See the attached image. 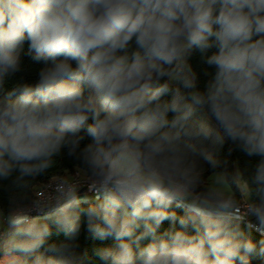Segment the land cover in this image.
Segmentation results:
<instances>
[{
    "label": "clouds",
    "instance_id": "clouds-1",
    "mask_svg": "<svg viewBox=\"0 0 264 264\" xmlns=\"http://www.w3.org/2000/svg\"><path fill=\"white\" fill-rule=\"evenodd\" d=\"M26 41L45 66L35 84L0 96V181L11 179L0 264H82L81 214L91 237L116 242L96 250L103 264L264 257V239L240 228L254 217L247 227L264 236V0H0V89L20 71ZM213 47L201 91L188 57ZM226 139L261 157L250 177L215 170ZM64 149L83 167L36 196ZM84 184L91 195L79 194ZM166 220L181 228L159 233ZM49 222L64 241L48 242Z\"/></svg>",
    "mask_w": 264,
    "mask_h": 264
},
{
    "label": "trees",
    "instance_id": "trees-1",
    "mask_svg": "<svg viewBox=\"0 0 264 264\" xmlns=\"http://www.w3.org/2000/svg\"><path fill=\"white\" fill-rule=\"evenodd\" d=\"M257 38L259 37H254V39ZM135 47L136 46L133 43L130 50H134ZM215 51H217L215 47L210 48L203 53L199 49L194 48L192 49L188 57V62L197 76L198 90H206L208 81L212 79L215 73V68L206 63V57L211 55ZM44 66L45 65L43 61H34L32 59V56L28 54V42L26 41L23 45V51L21 52V69L6 82L3 89H0V96L6 95L7 92L11 90L13 84L18 81L23 83L35 84L38 81V73ZM171 87L173 90H175V88L177 87L182 88V85L179 82H174ZM172 95L173 92H169L168 94L162 96L161 100H171ZM172 115V113H169V118H171ZM194 119L206 120L209 124L214 123L209 119L205 112H197V114L194 116ZM91 122L92 121L89 120V123ZM80 135L84 136V139L81 141V148H83L91 142V138L87 136L84 130L81 131ZM215 155L219 161V166L215 170L234 172L239 169L247 177H250L254 173L256 165L261 160L260 156H248L237 145L233 144L230 140L227 139L215 150ZM198 164L201 168L204 169V178H206V176L210 172L214 171L212 167L202 158L198 160ZM78 166L83 167L81 161L76 159V157L74 156H69L67 153V149H64L62 151V154L56 158V165L51 170V172L49 174L37 177L36 182L40 184L53 176L73 172L77 169ZM10 183L11 179L8 181H0V207L6 208L8 205L9 192L7 190V186ZM237 196H239V194H237ZM170 210L176 211L178 216L184 215V210L176 208L175 205H173L172 209ZM49 223L52 234L50 237H48V242L52 243L64 241L66 239L65 234L63 232H58L55 224H52L51 222ZM247 224L248 222L245 219L241 220L240 228L242 229L246 237L251 238L259 246V241L261 239H264V236H262L255 229H249L247 227ZM173 228L179 230L181 226L178 222L173 225L170 221L166 220L162 223V225L158 229V232L163 233L165 231L172 230ZM185 230L188 231L189 234H194V229L191 226H189ZM148 242H150V240L145 239L141 243L147 244ZM115 243L116 242L111 238L98 240L91 237L86 230V217L81 214V231L78 236L79 247L77 251L82 258V264H103V262L96 255V250L104 247H113ZM41 251H43V249H41ZM262 259H264V257H261L259 255H253L251 257L252 264H260V261Z\"/></svg>",
    "mask_w": 264,
    "mask_h": 264
},
{
    "label": "built area",
    "instance_id": "built-area-1",
    "mask_svg": "<svg viewBox=\"0 0 264 264\" xmlns=\"http://www.w3.org/2000/svg\"><path fill=\"white\" fill-rule=\"evenodd\" d=\"M69 174H71L72 176H75L76 175V170H74L73 172H70ZM65 176H67V174H63ZM60 176L62 175H58V176H53L51 178H49L48 180L40 183L38 186H37V191L35 193L36 196H44L45 195V191H43L42 189H48L49 191L53 188V184L54 182L60 178ZM88 193V194H91L89 193L88 191V185L87 184H84L81 189H80V193ZM37 213H32V215H36ZM248 223L251 222V223H255V219L254 217H248L245 219Z\"/></svg>",
    "mask_w": 264,
    "mask_h": 264
},
{
    "label": "rangeland",
    "instance_id": "rangeland-1",
    "mask_svg": "<svg viewBox=\"0 0 264 264\" xmlns=\"http://www.w3.org/2000/svg\"><path fill=\"white\" fill-rule=\"evenodd\" d=\"M217 171H220V170H217ZM213 172V171H212ZM212 172H210L207 176H206V178H205V180H206V183H211V181H212V176H211V174H212ZM67 175L69 174V173H66ZM85 193H81L80 195H84ZM89 195H91V194H89Z\"/></svg>",
    "mask_w": 264,
    "mask_h": 264
}]
</instances>
